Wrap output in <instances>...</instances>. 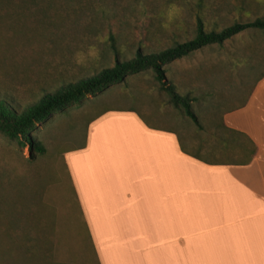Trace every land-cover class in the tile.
<instances>
[{
  "label": "rangeland",
  "instance_id": "rangeland-1",
  "mask_svg": "<svg viewBox=\"0 0 264 264\" xmlns=\"http://www.w3.org/2000/svg\"><path fill=\"white\" fill-rule=\"evenodd\" d=\"M21 1L0 0V97L19 110L115 66L111 34L121 62L133 59L139 49L155 53L192 39L202 4L42 0L45 9H36ZM236 5L238 0H204L207 29L243 22L234 12ZM238 39L166 66L179 92L198 99L193 108L204 130L173 106L148 71L39 124L33 136L44 145L43 155L0 135V264H97L64 159L83 144L92 118L135 110L153 126L176 129L201 158L221 161L211 152L213 134L221 132L224 113L240 106L264 75V62L241 60L250 57L242 51L255 47H243Z\"/></svg>",
  "mask_w": 264,
  "mask_h": 264
},
{
  "label": "crops",
  "instance_id": "crops-1",
  "mask_svg": "<svg viewBox=\"0 0 264 264\" xmlns=\"http://www.w3.org/2000/svg\"><path fill=\"white\" fill-rule=\"evenodd\" d=\"M234 12L237 23L264 19V0H238ZM236 37L255 47L241 60L264 62V31ZM222 120L255 145L249 164L216 143L221 161L205 160L135 110L91 119L64 159L98 264H264V75Z\"/></svg>",
  "mask_w": 264,
  "mask_h": 264
},
{
  "label": "trees",
  "instance_id": "trees-1",
  "mask_svg": "<svg viewBox=\"0 0 264 264\" xmlns=\"http://www.w3.org/2000/svg\"><path fill=\"white\" fill-rule=\"evenodd\" d=\"M7 2H10V0H7ZM21 2L23 7L45 9L42 0H22ZM200 2L202 4L200 5L201 11L196 18V34L190 40L176 42L173 46L155 53H144L142 49H139L133 59L121 62L118 59L119 50L116 45V37L111 34L108 41L113 53L117 56L115 66L103 69L91 77L65 84L56 92L46 93L38 103L30 105L23 110H19L7 99L0 97V135L29 148L32 154L43 155L45 153L44 145L33 136V132L39 124L45 123L54 114L63 112L88 97L96 96L113 86L124 83L128 77L137 76L148 71L154 73L159 89L170 97L173 106L177 110L184 112L200 130H204L193 108V104L198 99L190 94L183 95L179 92L177 86L167 78L166 66L175 61L188 58L204 48L213 45L223 46L226 41L244 31H264V19L249 23H235L221 30L217 29V27H214L213 30H208L203 12V7H205L204 0H200ZM218 128L221 132L217 135L213 134L217 146L231 145L238 147L243 157L236 164H249L257 152L253 142L244 134L226 127L222 119ZM72 191L75 194L73 185ZM86 231L94 258L98 264L96 250L87 229Z\"/></svg>",
  "mask_w": 264,
  "mask_h": 264
}]
</instances>
